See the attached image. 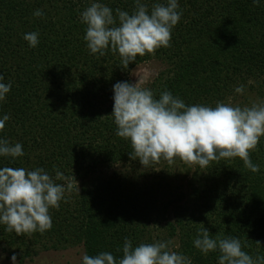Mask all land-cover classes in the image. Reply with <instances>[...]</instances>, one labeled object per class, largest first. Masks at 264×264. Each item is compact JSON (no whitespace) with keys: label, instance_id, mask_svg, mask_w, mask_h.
<instances>
[{"label":"trees","instance_id":"obj_1","mask_svg":"<svg viewBox=\"0 0 264 264\" xmlns=\"http://www.w3.org/2000/svg\"><path fill=\"white\" fill-rule=\"evenodd\" d=\"M93 2L114 16L117 8L135 9V0H0V82L11 83L0 101V119L10 117L0 139L20 143L24 152L0 156V167L43 168L55 179V166L67 178L56 183H74V176L79 188L49 209L52 227L42 234L17 236L0 224V250L23 261L36 249L82 246L83 254L110 252L118 261L127 237L133 247L171 241L192 264H218V250L205 255L194 247L205 227L212 238L240 239L253 259L264 256V136L250 152L258 172L238 157L212 161L196 166L182 192L168 170L175 162L165 166L161 159L145 169L131 159L130 142L116 135L111 115L113 85L132 83V70L151 60L162 68L143 86L156 99L168 90L186 105L214 107L240 96L245 101L235 105L243 107L251 105L250 93L264 96V0H177L182 15L171 46L138 55L126 69L110 48L99 56L86 46L80 14ZM143 2L150 11L166 0ZM37 9L42 17L33 16ZM29 32L39 33L35 48L23 39ZM239 85L243 94L235 92ZM162 162L167 170L158 171Z\"/></svg>","mask_w":264,"mask_h":264},{"label":"clouds","instance_id":"obj_2","mask_svg":"<svg viewBox=\"0 0 264 264\" xmlns=\"http://www.w3.org/2000/svg\"><path fill=\"white\" fill-rule=\"evenodd\" d=\"M252 3L258 5L260 0H252ZM178 9L177 0L156 2L150 11L143 0H135L132 14L117 8L114 16L108 6L93 2L80 14L81 22L86 25V46L91 54L99 56H104L110 48L111 52L119 54L126 69L138 55H154L157 49L171 46L172 30L182 15ZM43 15L40 9L33 12L35 17ZM23 39L35 48L39 33H26ZM146 79L141 75L135 83L124 81L113 85L111 115L116 135L130 142L131 159L138 158L145 169L161 159L171 165L177 158L203 169L212 161L238 157L253 173L260 170L259 165L252 163L250 152L256 150L264 136V100L243 107L221 101L214 107L186 105L168 90L156 99L153 90L143 86ZM10 89V82H0V101ZM235 92L243 94L244 85L237 86ZM9 119L8 115L0 119V131ZM23 155L20 143L13 145L7 139H0V156L17 158ZM54 170L55 179L43 168L0 167V224L6 226V231L21 236L34 232L42 234L51 229L49 209H58L66 192L79 193L74 176V183H56L67 178L55 166ZM171 244V241H157L133 247L126 237L123 255L118 261L110 252L95 256L84 253L81 264H192L189 257L172 250ZM193 244L205 255L218 250V264H264V256L257 255L253 259L242 250L240 239L222 234L212 238L205 227L198 229ZM11 259L16 264L15 254Z\"/></svg>","mask_w":264,"mask_h":264},{"label":"rangeland","instance_id":"obj_3","mask_svg":"<svg viewBox=\"0 0 264 264\" xmlns=\"http://www.w3.org/2000/svg\"><path fill=\"white\" fill-rule=\"evenodd\" d=\"M161 68L162 66L160 62L156 60L141 63L132 70V73L130 75L131 81L132 83H135L138 79V76L144 75L145 77H147V79L145 80L146 83L151 80ZM242 100V97L239 96L231 103H234L233 105H235ZM249 100H251V102L264 100V96L254 91L249 94ZM246 104L248 103L243 102L242 106H246ZM162 165L164 166L163 162L159 166H157L156 169L160 171V166ZM165 166H170V164H167ZM165 166L163 167V169L167 170V167ZM196 166L197 165L186 164L181 160L179 161V158H177L175 160V163L171 167H169V172H172V174L175 175L177 174L176 183L182 184V188H180L179 191L184 192L188 182L190 180H193L195 176L194 171L197 168ZM82 255V246H73L63 250L45 251L36 249V253H33L31 257L25 258L23 261H19L16 258V264H80ZM11 257L12 256L6 251L0 250V264H13Z\"/></svg>","mask_w":264,"mask_h":264}]
</instances>
